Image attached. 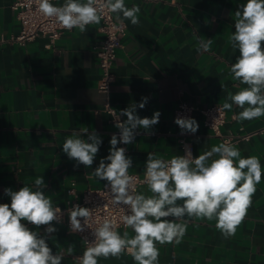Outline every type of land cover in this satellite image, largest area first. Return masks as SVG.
Here are the masks:
<instances>
[{
    "label": "crops",
    "instance_id": "crops-1",
    "mask_svg": "<svg viewBox=\"0 0 264 264\" xmlns=\"http://www.w3.org/2000/svg\"><path fill=\"white\" fill-rule=\"evenodd\" d=\"M13 1L0 0V203H10L5 188L35 190L38 177L44 180L45 194L60 208L79 204L86 189L107 183L91 175L109 154L116 129L106 102L119 112L136 106L141 118L161 114L151 129H136L128 144L130 170L135 173L145 172L148 153L164 160L181 155L173 121L181 101L197 107L191 118L199 128L188 136L193 152L203 154L221 144V138L204 126L201 109L231 102L229 93L248 87L230 72L239 56L230 41L235 11L246 0H124L129 8L139 6V23L133 25L121 15L127 34L117 49L115 80L107 94L98 89L101 68L94 47L104 38L100 23L89 24L84 33L78 28L66 31L51 47L46 37L22 46L9 39L20 29ZM207 39L212 40L210 49L198 52L200 41ZM142 97L148 100L141 109ZM241 111L236 105L226 110L222 133L237 137L251 133L233 145L241 158L256 156L261 162V181L246 216L229 238L216 228L215 219H189L179 244L157 243L159 264H264V116L241 121L236 118ZM86 132L102 139L91 167L77 165L62 150L73 133L87 139ZM138 193L152 195L146 183ZM52 226L56 231L46 234L47 226L28 225L45 236L53 254L64 255L61 264H79L87 247L65 224L53 221ZM117 231L121 235L127 231L129 238L135 235L126 226ZM97 259L98 264H136L128 251Z\"/></svg>",
    "mask_w": 264,
    "mask_h": 264
},
{
    "label": "clouds",
    "instance_id": "clouds-1",
    "mask_svg": "<svg viewBox=\"0 0 264 264\" xmlns=\"http://www.w3.org/2000/svg\"><path fill=\"white\" fill-rule=\"evenodd\" d=\"M36 3L38 11L54 18L60 27L78 28L82 33L89 24H99L105 10L115 13L118 21L122 15L133 25L139 23V6L129 8L124 0H65L62 6H55L50 0H36ZM235 17V31L230 41L232 47L239 50V56L230 65V72L234 80L248 87L235 94L229 93L227 99L231 102L223 103L218 111L230 110L236 105L242 109L237 119L252 120L264 116V0H246L235 11ZM211 43V39L201 40L197 51H208ZM147 100L142 97L138 107L144 108ZM135 107L121 110L119 115L127 117L123 122H119L114 112L119 138L112 135L109 154L100 159L91 173L108 182L105 187L114 205L126 206L127 213L122 221L135 235L129 238L127 231L121 235L114 221L104 219L92 231L95 239L87 242L79 264H98V257H118L125 251L131 253L136 264H159L157 243L179 244L191 218L215 219L216 228L229 238L235 235L246 216L256 185L261 181L260 159L256 156L241 158L235 145L224 142L195 158L190 151L170 160L148 153L143 183L152 195L137 193L136 178L128 172L132 159L126 156L125 148L117 145L130 144L136 129H151L158 124L161 114L157 111L151 118H141ZM174 122L182 134H194L199 128L191 117H177ZM84 134L87 139L81 138L80 133H73L72 138L63 143L62 150L77 165L91 167L102 139L95 132ZM213 156L218 158L211 159ZM34 186L35 190L29 186L18 191L4 189L10 203H0V264H61L64 259L63 254H53L45 236L28 227L29 224L37 228L47 226L45 232L51 234L56 231L52 222H59L62 215L61 209L54 206L43 191L46 185L42 177L35 179ZM68 214L72 232H83L85 227H91V209L77 204ZM72 251V247L67 249L69 254Z\"/></svg>",
    "mask_w": 264,
    "mask_h": 264
},
{
    "label": "built area",
    "instance_id": "built-area-1",
    "mask_svg": "<svg viewBox=\"0 0 264 264\" xmlns=\"http://www.w3.org/2000/svg\"><path fill=\"white\" fill-rule=\"evenodd\" d=\"M50 2L55 6L63 5V3H57L56 0H50ZM12 9L15 11L17 18L20 21V29L18 32L12 34L9 39L19 45L24 46L38 37H46L48 39L47 47H51L64 32L69 31L60 27L54 18L46 17L40 13L38 11L36 0H14ZM100 28L104 33V38L99 45L94 47L97 53L99 66L101 68V77L98 81V89L107 94L109 93L111 85L115 80L113 65L116 59L117 49L122 45V40L127 34V27L124 23L115 19L114 13H108L105 10L104 16L100 22ZM196 108L197 107L195 105L187 103L186 101L179 102L174 109L173 121H175L177 117H192ZM221 108V104L214 103L201 109L204 126L211 130L214 135L219 136L222 140L221 143L229 142L233 145L237 142L238 138L248 139L252 135L251 133L240 137L224 135L222 133V127L226 121L227 115L226 110L218 111V109ZM105 110L112 115V121L115 125L117 123V115L119 116V122L125 121L124 117L119 115L120 112L112 106L111 103H105ZM114 112L117 113V115L114 114ZM176 126L178 128L177 140L182 150L180 156H183L190 151L193 158L197 157L198 155L193 152L192 143L188 139V136L191 133L182 134L179 126L177 124ZM113 133L119 138L120 131L117 127ZM117 146L125 148V154L127 156L129 151L128 144L125 145L119 143ZM128 172L129 175L136 178L135 188L138 193V188L143 183L145 178L144 173H135L131 171L130 168ZM107 184L108 182L101 187L86 189L81 202L78 204L82 207L91 209L92 213L89 221L91 227H85L83 232H73L78 235L86 247H88L87 242H92L95 239L92 231L98 227L104 219L114 221L116 224V230L125 226L122 221V217L127 213L126 206H117L112 203L109 189L105 187ZM71 207L72 206L66 208L59 207L62 213L59 223L65 224L70 232L72 231L70 230L68 210ZM81 223L83 224V220H81Z\"/></svg>",
    "mask_w": 264,
    "mask_h": 264
}]
</instances>
